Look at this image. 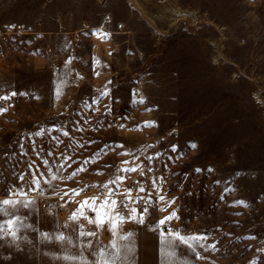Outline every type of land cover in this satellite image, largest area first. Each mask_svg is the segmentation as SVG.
I'll return each instance as SVG.
<instances>
[{
	"label": "rangeland",
	"instance_id": "1",
	"mask_svg": "<svg viewBox=\"0 0 264 264\" xmlns=\"http://www.w3.org/2000/svg\"><path fill=\"white\" fill-rule=\"evenodd\" d=\"M0 97V264H264V0H0Z\"/></svg>",
	"mask_w": 264,
	"mask_h": 264
},
{
	"label": "built area",
	"instance_id": "2",
	"mask_svg": "<svg viewBox=\"0 0 264 264\" xmlns=\"http://www.w3.org/2000/svg\"><path fill=\"white\" fill-rule=\"evenodd\" d=\"M123 25H119V27H122ZM168 181L166 180L164 182V185H166ZM145 185V181L142 178H137L132 180L128 183V189L133 194L139 193L141 188ZM91 195V188L88 185H85L81 187V190L79 192V197L85 198ZM76 195H56V197L52 196H46L41 200V208L51 211V212H59L62 214L68 213L70 211H73L77 207V201H76ZM75 211L78 213V224L85 228L90 229L93 228L95 225V215L96 211L93 207H78ZM138 220L140 222H146L148 221V216L145 212L140 211L138 213Z\"/></svg>",
	"mask_w": 264,
	"mask_h": 264
},
{
	"label": "snow or ice",
	"instance_id": "3",
	"mask_svg": "<svg viewBox=\"0 0 264 264\" xmlns=\"http://www.w3.org/2000/svg\"><path fill=\"white\" fill-rule=\"evenodd\" d=\"M0 99H6V97H0ZM0 111H3V110L0 109ZM145 126L150 127V126H152V123H151V122H148V123H146ZM64 134L67 135V133H64ZM37 135H42V133H39V132H38ZM190 147H191V148H195L196 145H195V144H192V145H190ZM175 150H176V146H173V151H175ZM149 159H151V157H149ZM77 171H83V169L81 168V169H78ZM124 171H136V169H135V168H132V169H124ZM197 171H199V170H197ZM72 175L75 176V175H76V172H73ZM53 178L55 179V177H53ZM20 179L23 180V177H20ZM119 179H120V178L118 177L117 180H119ZM115 182H117V181H113L112 183H115ZM34 183L38 184V181L34 180ZM141 190H143V189H141ZM76 194L78 195L79 193H76ZM65 195H67V193H65ZM160 199L163 200L164 198L161 196ZM85 203H87V202L85 201ZM0 204H2V205H12L13 202H12L11 200H9V199H4V200L0 201ZM24 206L27 207V205H24ZM132 211L135 212V211H137V210H136V209H133ZM173 215H174V214H173ZM171 218H172V216H169V217H166L165 220H168V219H171ZM165 220H161L159 223L162 225V224L165 223ZM0 230H2V226H0ZM82 234H83V233H82ZM43 235L47 238V234H43ZM89 235H92V233H89ZM175 235H176V237H177V238H178V239H179V240H180L185 246H187L188 248H191V249H193V250H194L193 244L189 243V241H196V242H198V241H200V240L207 239L206 236H192V237H187V238H186V237L180 236L178 233H176ZM58 238L61 239V240L64 239L63 236H60V237H58ZM201 246L203 247V245H201ZM209 247H214V245H210ZM197 258H198V259L201 258V257L199 256V253H197Z\"/></svg>",
	"mask_w": 264,
	"mask_h": 264
}]
</instances>
